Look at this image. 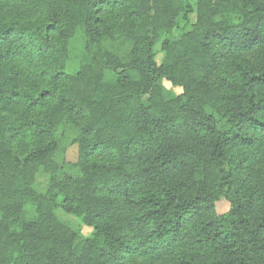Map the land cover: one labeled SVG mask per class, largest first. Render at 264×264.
<instances>
[{
	"label": "trees",
	"instance_id": "obj_1",
	"mask_svg": "<svg viewBox=\"0 0 264 264\" xmlns=\"http://www.w3.org/2000/svg\"><path fill=\"white\" fill-rule=\"evenodd\" d=\"M0 264H264V0H0Z\"/></svg>",
	"mask_w": 264,
	"mask_h": 264
},
{
	"label": "rangeland",
	"instance_id": "obj_2",
	"mask_svg": "<svg viewBox=\"0 0 264 264\" xmlns=\"http://www.w3.org/2000/svg\"><path fill=\"white\" fill-rule=\"evenodd\" d=\"M229 17L232 18L230 15ZM195 21V13L190 14L187 19H184L182 16H180L177 19L176 26L171 31L168 39L171 42L176 41L183 33L191 30ZM70 49V58L67 62V69L69 73L75 75L84 67L88 68V70L95 68L94 65L88 64V61L92 60L93 58V48L90 46L87 37L82 31H78L72 38ZM154 51L156 53V60L161 62L164 55L163 51L161 50V41H158L155 44ZM159 86L165 93H167V95L170 96L181 92L180 88L174 87L170 82L164 79L159 81ZM221 126L225 127V124L222 121ZM77 134V130L74 127L67 125L60 132L58 137L59 147L56 155L59 158H63L68 166L69 164H75L78 160V148L77 145L74 144V139L76 138ZM58 162L61 164L60 161ZM68 166L66 167L68 168ZM48 185V173L44 169L39 168L34 178V190L40 194H44L48 188ZM215 207L218 214H224L229 209V203L225 199L220 198L216 201ZM55 214L59 220L68 224L80 237L88 238L92 236L93 227L85 224L79 217L69 214L61 208H57L55 210Z\"/></svg>",
	"mask_w": 264,
	"mask_h": 264
}]
</instances>
